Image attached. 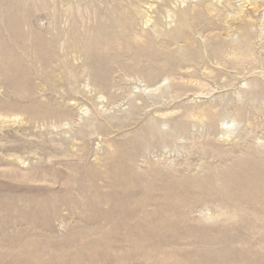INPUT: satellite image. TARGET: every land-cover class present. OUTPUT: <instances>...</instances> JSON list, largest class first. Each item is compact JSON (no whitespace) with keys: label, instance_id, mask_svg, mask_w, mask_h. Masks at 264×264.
<instances>
[{"label":"rangeland","instance_id":"1","mask_svg":"<svg viewBox=\"0 0 264 264\" xmlns=\"http://www.w3.org/2000/svg\"><path fill=\"white\" fill-rule=\"evenodd\" d=\"M0 264H264V0H0Z\"/></svg>","mask_w":264,"mask_h":264}]
</instances>
